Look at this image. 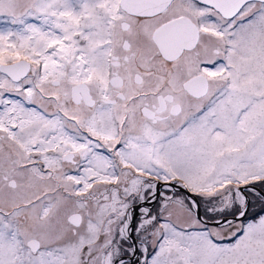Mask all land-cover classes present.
<instances>
[{
	"label": "snow or ice",
	"instance_id": "obj_1",
	"mask_svg": "<svg viewBox=\"0 0 264 264\" xmlns=\"http://www.w3.org/2000/svg\"><path fill=\"white\" fill-rule=\"evenodd\" d=\"M0 264H264V0H0Z\"/></svg>",
	"mask_w": 264,
	"mask_h": 264
}]
</instances>
